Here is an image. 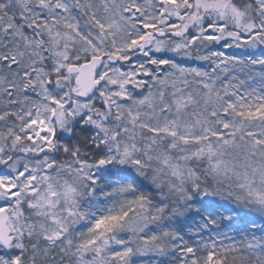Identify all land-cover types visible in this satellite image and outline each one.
Segmentation results:
<instances>
[{
    "label": "snow or ice",
    "instance_id": "snow-or-ice-1",
    "mask_svg": "<svg viewBox=\"0 0 264 264\" xmlns=\"http://www.w3.org/2000/svg\"><path fill=\"white\" fill-rule=\"evenodd\" d=\"M0 264H264V0H0Z\"/></svg>",
    "mask_w": 264,
    "mask_h": 264
}]
</instances>
